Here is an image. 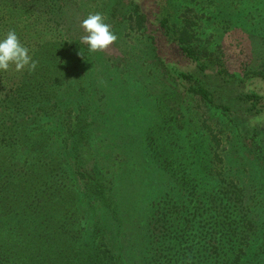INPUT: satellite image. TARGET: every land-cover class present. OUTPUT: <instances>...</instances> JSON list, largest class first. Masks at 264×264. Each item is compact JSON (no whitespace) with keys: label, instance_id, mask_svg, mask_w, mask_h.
Instances as JSON below:
<instances>
[{"label":"trees","instance_id":"obj_1","mask_svg":"<svg viewBox=\"0 0 264 264\" xmlns=\"http://www.w3.org/2000/svg\"><path fill=\"white\" fill-rule=\"evenodd\" d=\"M204 1L214 7L219 4L222 10L229 4L237 14L245 9L255 25L264 28V0H226L223 5L222 0ZM51 4L47 5L51 9H44L42 0H0V38L14 30L36 62L32 70L25 66L18 71L10 64L0 71V264H133L121 252L115 253L114 243L100 225L87 230L77 223L83 230L72 229L67 215L61 216V206L70 205L71 192V199L75 198L71 205L85 191L91 202L112 213L125 206L118 202L124 194L118 175L90 163L93 125L101 115L111 119L103 109L110 79L99 78L98 72L114 70L101 58V51L89 52L81 42L86 34L82 27L73 30L65 26L63 17L61 21L52 16ZM195 11L187 8L182 23L172 13L150 23L141 5L131 1L122 19L113 5L104 22L114 31L123 22L126 29L149 28L148 37L170 74L187 83L190 94L223 110L240 137L259 138L264 152V128L256 126L248 133L236 118L242 110L216 103L214 91L202 78L181 71L173 62L165 63L158 52L163 40L200 72L215 71L216 79L225 85L239 81L226 62L200 43L196 28L204 16ZM92 71L97 72L94 77L88 74ZM256 77L264 81V71ZM262 98L252 92L235 99L247 101L251 113L258 114ZM214 140L218 142L217 137ZM162 143L148 134L144 149L149 163L175 185L164 184V193L150 200L142 257L137 263L138 254L136 263L264 264V221L253 216L245 188L211 173L210 152H197L193 154L197 160L189 162L191 154L181 157L180 151ZM128 150L135 162L130 145ZM57 201L62 203L59 208Z\"/></svg>","mask_w":264,"mask_h":264},{"label":"rangeland","instance_id":"obj_2","mask_svg":"<svg viewBox=\"0 0 264 264\" xmlns=\"http://www.w3.org/2000/svg\"><path fill=\"white\" fill-rule=\"evenodd\" d=\"M120 1L42 0L44 9H51L47 5L52 3V16L60 20L63 17L65 26L73 30L81 28L82 21L89 14L98 12L104 20L109 19L113 5H117L119 19H122L131 1L141 5L150 23L167 13H172L174 19L182 23L181 16L185 10L195 9V13L204 16L196 28L200 43L208 47L214 56L220 57L221 62H226L239 81L235 85H225V82L216 79L215 71L200 72L195 63L163 40H159L158 52L165 63L173 62L181 71L192 72L202 78L214 91L216 103H230L232 109L242 110L236 118L244 122L248 133L256 126L260 130L264 128V81L256 77L264 71V28L262 24L255 25L245 9L234 13L233 6L224 4L226 0L220 2L226 7L223 10L218 7L219 4L214 7L204 0ZM126 26L123 22L115 31L111 30L116 40L100 52L101 58L114 70L108 73L104 69L97 74L101 79H110L103 109L111 115V119L102 115L97 117L92 128L93 149L90 151V163H99L104 172L118 175L119 183L124 186L121 188L123 198H119L118 202L121 200L122 203H119L125 207H119L112 213L99 203L91 202L85 191H80L77 202L71 205L75 199H71V192L70 205L61 206L64 209L61 216L67 215V226L74 229L77 223H82L88 230L100 225L108 235L107 239L114 243L116 254L121 252L133 264L141 260V247L148 229V204L164 193L161 191L166 187L164 184L168 187L175 185L171 177L167 179V174L149 163L144 149L148 134H154L161 144L163 141L166 146L170 144L172 149L180 151L181 157L191 154L189 162L197 160V156H193L197 152L202 155L204 151L210 152L211 173L225 182L234 180L244 187L245 200L252 208L253 216L264 221V152L258 145L259 138L240 137L223 110L190 94L188 84H182L172 76L158 57L148 37L149 28L139 31L131 27L126 29ZM155 28V25L151 26V29ZM91 73L88 72L94 77L97 72ZM252 92L263 97L258 114L251 113L247 101L235 99ZM214 137L218 138V142ZM129 145L135 162L130 158ZM61 220L65 223L66 219ZM262 242L264 244V239Z\"/></svg>","mask_w":264,"mask_h":264},{"label":"clouds","instance_id":"obj_3","mask_svg":"<svg viewBox=\"0 0 264 264\" xmlns=\"http://www.w3.org/2000/svg\"><path fill=\"white\" fill-rule=\"evenodd\" d=\"M81 27L86 33L81 37V42L87 45L89 52L102 51L116 40L110 25L98 12L89 14ZM10 64H14L18 71L25 66H29L30 70L36 67V62L31 60L28 49L21 45L14 30L0 38V71L8 70Z\"/></svg>","mask_w":264,"mask_h":264}]
</instances>
